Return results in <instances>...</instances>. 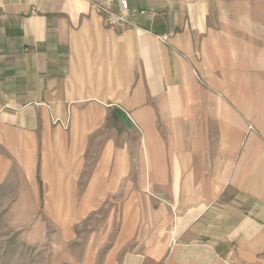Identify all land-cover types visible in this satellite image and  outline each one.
Instances as JSON below:
<instances>
[{
    "label": "crops",
    "instance_id": "obj_1",
    "mask_svg": "<svg viewBox=\"0 0 264 264\" xmlns=\"http://www.w3.org/2000/svg\"><path fill=\"white\" fill-rule=\"evenodd\" d=\"M263 2L0 0L1 167L108 209L85 263L264 264Z\"/></svg>",
    "mask_w": 264,
    "mask_h": 264
},
{
    "label": "rangeland",
    "instance_id": "obj_2",
    "mask_svg": "<svg viewBox=\"0 0 264 264\" xmlns=\"http://www.w3.org/2000/svg\"><path fill=\"white\" fill-rule=\"evenodd\" d=\"M21 179L1 167L0 138V264H87L93 234L106 225L109 231L108 209L90 215L67 237L57 220L62 215H51L43 196L24 198Z\"/></svg>",
    "mask_w": 264,
    "mask_h": 264
},
{
    "label": "built area",
    "instance_id": "obj_3",
    "mask_svg": "<svg viewBox=\"0 0 264 264\" xmlns=\"http://www.w3.org/2000/svg\"><path fill=\"white\" fill-rule=\"evenodd\" d=\"M120 5H121V8L123 10V15L117 16V17H118V20L120 22H125L126 21L125 17L128 16L129 14H131L129 11V7H128V0H120ZM110 14H112V21L111 22H113V18H116V17L112 12H110Z\"/></svg>",
    "mask_w": 264,
    "mask_h": 264
}]
</instances>
